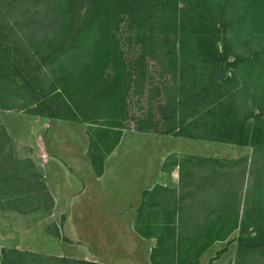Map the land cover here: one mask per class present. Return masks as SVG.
I'll list each match as a JSON object with an SVG mask.
<instances>
[{
  "label": "trees",
  "instance_id": "1",
  "mask_svg": "<svg viewBox=\"0 0 264 264\" xmlns=\"http://www.w3.org/2000/svg\"><path fill=\"white\" fill-rule=\"evenodd\" d=\"M217 1L63 0L61 25L38 46V60L11 43L13 27L0 22V78L19 79L32 104L27 113L90 124L89 158L97 175L130 126L138 132L259 150L264 113L250 122L235 105L238 77L244 68L259 64L233 52L225 34L236 22L224 16L226 7L217 13ZM258 2L264 5V0H251V5ZM135 96L144 101L138 113L133 111ZM1 101L0 109L9 110ZM4 142L12 141L0 121L1 151ZM195 160L185 157L176 163L179 173L206 165L213 176L222 168L215 158H197L199 165ZM252 192L256 202L246 209L247 220L239 221L227 207H211L201 223L189 228L179 207L182 198L174 191L158 187L144 192L135 229L156 240L151 264H199L214 242L226 240L236 229L239 256L264 252V208L257 202L264 186ZM42 196L53 204L44 186ZM1 264L99 263L13 248L1 250Z\"/></svg>",
  "mask_w": 264,
  "mask_h": 264
},
{
  "label": "rangeland",
  "instance_id": "2",
  "mask_svg": "<svg viewBox=\"0 0 264 264\" xmlns=\"http://www.w3.org/2000/svg\"><path fill=\"white\" fill-rule=\"evenodd\" d=\"M62 3L63 0H0V22L13 27L9 41L18 46L24 55L38 60L36 54L38 46L41 43L43 45L42 40L51 37L61 25V11L64 9ZM216 5H219L218 10L216 9L217 13L222 11V6L226 7L224 16L229 21L234 19L236 22L234 29L228 28L225 34V39L228 40L229 46L232 45L233 52L250 57L254 60L253 64L255 62L259 64L255 69L252 68L253 71L251 67L244 68L243 74L235 83L237 91L239 90L235 101V105L239 108L238 114L240 117H248L250 122H253L255 115L264 113V5L258 2L257 5L252 6L251 0H219ZM46 71L43 69L42 72L46 73ZM18 80L0 78V103L2 104L1 100H4L9 106V110L0 109V113L16 120L32 108L31 102L26 99L27 94L19 88L21 82ZM246 82L248 87L244 88ZM42 83L46 84L45 77ZM141 101L142 96L133 98L134 113L141 110L142 102L144 103ZM85 125L87 128L91 126L87 123ZM132 127L128 129L131 132L135 131ZM19 133L23 131L19 130ZM19 136L22 138L24 134ZM142 136L144 142L154 137L159 141L165 138L155 133H142ZM188 140L186 146L184 145L185 154L174 157L176 163H180L185 157H195L199 165L201 162H198L197 158L208 157L219 160V164L222 165V168L218 167L219 174L213 176L210 175V168L206 165L191 166V171L186 166L188 168L184 170L188 172L182 175L181 172L179 173L181 177L173 190L179 196L178 199L182 198L179 207L183 208L182 214L188 221V228L201 223L211 207L219 211L227 207L238 215L239 221L247 220L246 209L251 208L256 202L252 191L256 186L260 188L264 186V142L257 150L256 147L250 146ZM21 142L23 138L19 139L17 145L14 141L13 144L4 142L2 145L4 150L1 151L0 148V235L4 237L9 234L10 237L9 247L5 245L6 247L0 249L14 248L27 253L56 257H60L63 251L75 253L77 250L74 248H81L77 246L79 242L75 239L73 245H67L61 228L59 235L55 232V226L60 227L61 224V209L53 210V205L47 197L42 196V191L34 190L32 186L28 187L11 176L8 181L7 175L10 169H13L14 160L27 156V148ZM170 160L168 162L172 163L173 159ZM178 170L180 171L179 168ZM260 201L262 205L258 207L264 208V196L257 200ZM5 209H8L10 214L1 213ZM27 210H30L31 214L15 212ZM100 233L95 231L92 234L98 239ZM238 236L239 229H236L226 240L214 242L209 248L210 250L212 248L215 255L221 252L220 255L213 259L206 258L202 264H264V252L252 251L243 257L238 255ZM96 240L92 242L90 248H98L95 247ZM155 243L156 240L154 245Z\"/></svg>",
  "mask_w": 264,
  "mask_h": 264
},
{
  "label": "crops",
  "instance_id": "3",
  "mask_svg": "<svg viewBox=\"0 0 264 264\" xmlns=\"http://www.w3.org/2000/svg\"><path fill=\"white\" fill-rule=\"evenodd\" d=\"M22 116L16 120L0 113L12 144L14 141L17 145L23 138L21 143L27 148L26 157L14 160L8 181L11 176L39 192L44 186L53 200V210L61 209V224H55V232L59 235L61 228L67 245H73L76 239L81 248H74L75 253L62 250L65 256L60 257L99 264H151L149 256L155 239L143 237L135 229L143 193L158 187L174 191L179 182L174 157L185 154L189 140L162 135L163 140L154 137L144 142L145 132L124 129L97 175L89 158L85 123L29 113ZM19 134L24 137H18ZM170 159L172 163L168 162ZM15 212L31 214L30 210ZM1 213L10 211L5 209ZM95 231L101 232L98 239L95 236L98 241L92 234ZM9 240V234L0 235V247H9ZM94 240L97 249L89 247ZM215 256L209 248L201 255L199 264Z\"/></svg>",
  "mask_w": 264,
  "mask_h": 264
}]
</instances>
